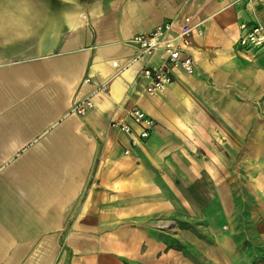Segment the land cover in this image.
Masks as SVG:
<instances>
[{
  "label": "crops",
  "instance_id": "obj_1",
  "mask_svg": "<svg viewBox=\"0 0 264 264\" xmlns=\"http://www.w3.org/2000/svg\"><path fill=\"white\" fill-rule=\"evenodd\" d=\"M42 9L0 18V264H235L232 222L264 234V48L238 43L241 24L264 23V2ZM188 15L193 71L172 69L147 94L140 71L164 54L128 40L165 21L174 33ZM86 96L93 106L71 112ZM134 106L155 122L147 138L126 114Z\"/></svg>",
  "mask_w": 264,
  "mask_h": 264
},
{
  "label": "built area",
  "instance_id": "obj_2",
  "mask_svg": "<svg viewBox=\"0 0 264 264\" xmlns=\"http://www.w3.org/2000/svg\"><path fill=\"white\" fill-rule=\"evenodd\" d=\"M252 1V0H248ZM264 2V0H256ZM172 21H165L155 26L153 30L147 33H138L133 35L128 42L137 46L141 53L153 54L161 50L164 54L159 64L145 66L140 71V76L147 80L145 91L149 95L163 92L171 82L170 71L172 69H181L186 73H191L194 69L192 57L187 52L189 36L193 29L190 23V16L183 17L180 29L174 33L171 32ZM240 27L244 29L238 38V43L244 48H264V23H256L254 26L247 28L244 24ZM117 65L116 61L112 63ZM88 81V78H84ZM105 83L99 85L96 91H104ZM93 102L90 96H86L71 105L70 111L80 115L85 114ZM126 114L132 121L140 126L137 134L138 138H147L154 126V120L149 117L143 110L138 107L127 109ZM119 131L128 134L132 146L137 144V138L132 134L131 127L128 123L114 122L110 123ZM129 150L126 149L125 153Z\"/></svg>",
  "mask_w": 264,
  "mask_h": 264
},
{
  "label": "rangeland",
  "instance_id": "obj_3",
  "mask_svg": "<svg viewBox=\"0 0 264 264\" xmlns=\"http://www.w3.org/2000/svg\"><path fill=\"white\" fill-rule=\"evenodd\" d=\"M65 1L70 0H0V8L6 3L14 4V6H9L10 8L0 10V18H20L22 20L34 17L38 20L43 19L45 11L42 7L45 3ZM250 220L240 216L232 222L233 228L240 232L237 234V239L239 241L238 246L241 248L234 249L230 258V260L235 261V264H264V234H257V229L252 226ZM260 260L262 261L260 262Z\"/></svg>",
  "mask_w": 264,
  "mask_h": 264
},
{
  "label": "bare ground",
  "instance_id": "obj_4",
  "mask_svg": "<svg viewBox=\"0 0 264 264\" xmlns=\"http://www.w3.org/2000/svg\"><path fill=\"white\" fill-rule=\"evenodd\" d=\"M72 1H75V0H72Z\"/></svg>",
  "mask_w": 264,
  "mask_h": 264
},
{
  "label": "trees",
  "instance_id": "obj_5",
  "mask_svg": "<svg viewBox=\"0 0 264 264\" xmlns=\"http://www.w3.org/2000/svg\"><path fill=\"white\" fill-rule=\"evenodd\" d=\"M262 260H260V262H261Z\"/></svg>",
  "mask_w": 264,
  "mask_h": 264
}]
</instances>
